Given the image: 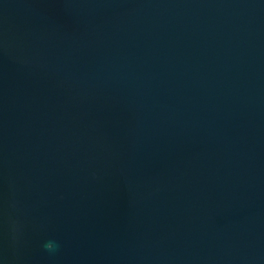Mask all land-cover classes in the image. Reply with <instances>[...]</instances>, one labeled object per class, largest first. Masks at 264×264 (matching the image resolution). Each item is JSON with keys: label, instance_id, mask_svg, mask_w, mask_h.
I'll use <instances>...</instances> for the list:
<instances>
[{"label": "water", "instance_id": "1", "mask_svg": "<svg viewBox=\"0 0 264 264\" xmlns=\"http://www.w3.org/2000/svg\"><path fill=\"white\" fill-rule=\"evenodd\" d=\"M0 264H264V0H0Z\"/></svg>", "mask_w": 264, "mask_h": 264}, {"label": "clouds", "instance_id": "2", "mask_svg": "<svg viewBox=\"0 0 264 264\" xmlns=\"http://www.w3.org/2000/svg\"><path fill=\"white\" fill-rule=\"evenodd\" d=\"M52 247H53L52 243H48V244L46 245V248H48V249H52Z\"/></svg>", "mask_w": 264, "mask_h": 264}]
</instances>
